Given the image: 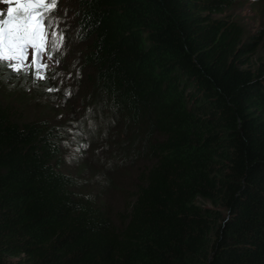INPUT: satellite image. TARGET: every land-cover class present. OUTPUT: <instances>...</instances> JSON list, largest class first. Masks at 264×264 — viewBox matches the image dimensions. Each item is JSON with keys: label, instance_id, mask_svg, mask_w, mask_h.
<instances>
[{"label": "trees", "instance_id": "1", "mask_svg": "<svg viewBox=\"0 0 264 264\" xmlns=\"http://www.w3.org/2000/svg\"><path fill=\"white\" fill-rule=\"evenodd\" d=\"M241 1L53 5L64 73L0 68V264H264V24ZM80 135L101 155L71 172Z\"/></svg>", "mask_w": 264, "mask_h": 264}, {"label": "rangeland", "instance_id": "2", "mask_svg": "<svg viewBox=\"0 0 264 264\" xmlns=\"http://www.w3.org/2000/svg\"><path fill=\"white\" fill-rule=\"evenodd\" d=\"M260 2H261L260 0H257L254 2H252V0H242L241 2H238V4H236L232 9V12L235 15L239 16V20L241 21V23L243 24V27L245 28L247 32H254L255 30L257 31V29L261 25L264 24V8H261V6L259 5ZM16 7H17L16 0H0V10L3 11L4 15L7 14V11L9 8H12L14 10ZM63 32H67L69 36L70 29L66 27L65 18H63V16L61 15L59 18V22H58L57 34H61ZM52 33L56 34V32L54 31ZM61 36L63 37L62 44L61 46H59L57 42V46L52 47L53 54L50 58H48L45 55L44 46H43L44 51H42L39 55H37L36 52H35V55H33V51L35 50L32 48H31L32 50H25V57H26L25 64L27 65V67H23V69H26V72L28 73L32 72L34 76H37V73H39V77L43 75L46 68L51 73H54V72L56 73L58 70L56 74L58 77H60L62 73H64V71L61 70L62 69L61 65L63 64L65 60L70 59L71 52H72V46L74 45V42L73 41L71 42L70 37L67 38L64 35H61ZM52 39H54V36L52 37ZM45 40H46V36L44 37L43 41H39L38 43H41L42 45H44ZM260 40H261L260 41L261 45H260V51L258 55L263 56L264 55V36H262ZM61 56H63V58L61 61H59L60 60L59 57ZM33 60H36L35 64L32 63ZM44 65H46V67H43ZM39 81H41V78H39ZM77 139H78V142L79 141H82V142L77 143L76 145L69 146L67 148V150L71 151V155H73L71 157L73 158V161L75 162L74 164L68 165V168L70 169L71 172H75L77 170V165L79 163H82L84 160H88V159L95 160L97 159V157L101 155L100 154L101 150L97 149V144H95L94 142L91 143L89 141L90 147L87 148L89 143L87 142L86 135H80V138H77ZM101 148L104 151H107L108 153L107 146L105 144H103ZM88 161H91V160H88ZM101 163L104 164V162H101ZM93 164L94 163L92 162L91 166H93L94 169H97V167ZM93 168L91 167L86 168L87 172L85 173L88 175L93 174L94 172H96L94 171ZM82 175H85V174L83 173ZM112 176L113 174L110 175L111 178ZM115 183L116 181L114 182V186H115ZM113 192L114 191L112 189L109 197L112 196Z\"/></svg>", "mask_w": 264, "mask_h": 264}, {"label": "snow or ice", "instance_id": "3", "mask_svg": "<svg viewBox=\"0 0 264 264\" xmlns=\"http://www.w3.org/2000/svg\"><path fill=\"white\" fill-rule=\"evenodd\" d=\"M57 3L58 0H16L18 6L15 10L9 8L6 18L0 13V68H10L19 73L23 67H27L26 48L35 49L37 55L44 51L43 45L38 43L48 35L43 32L46 19L43 10ZM51 44L52 47L57 46L56 41H52ZM32 63L35 64L36 60ZM37 76L41 78L39 73Z\"/></svg>", "mask_w": 264, "mask_h": 264}, {"label": "clouds", "instance_id": "4", "mask_svg": "<svg viewBox=\"0 0 264 264\" xmlns=\"http://www.w3.org/2000/svg\"><path fill=\"white\" fill-rule=\"evenodd\" d=\"M57 9H58V7L51 6L48 9L43 10V14L46 17L45 22H44L45 26L43 27V32L48 34V35H46L45 44L43 46L45 47L44 53L48 58H50L53 54V49H52V44H51L52 41L58 42L59 46H61V44H62V40L60 39V37H62L61 35H64L67 38H69L67 35V32L57 34L59 18L62 15V14H59L57 12ZM0 13H3V11L0 10ZM6 17H7V14L4 15V18H6ZM55 18H56V20H55ZM53 31L56 32V34H53L52 33ZM53 36H54V39H52ZM44 37L41 41L44 40ZM25 50H32V49H31V47H29V48H26ZM33 55H35V51H33Z\"/></svg>", "mask_w": 264, "mask_h": 264}]
</instances>
